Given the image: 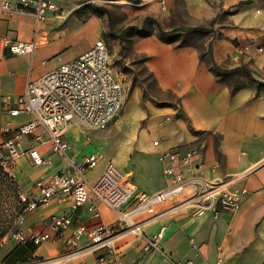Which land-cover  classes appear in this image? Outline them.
<instances>
[{
	"label": "crops",
	"instance_id": "obj_1",
	"mask_svg": "<svg viewBox=\"0 0 264 264\" xmlns=\"http://www.w3.org/2000/svg\"><path fill=\"white\" fill-rule=\"evenodd\" d=\"M47 1L55 3L58 12L47 13L43 28L49 40L33 57L11 54L5 47V40L30 41L36 26L34 15L20 12L13 19L0 18V146L13 138L22 125L32 121L30 116L12 117L9 114L11 109L17 108V100L28 83L71 62L97 41L79 46L71 44L73 36L80 41L87 34L92 35V18L81 20L75 12L82 0ZM169 1L172 5L173 2L184 4L183 18L175 7L169 18L160 16L159 20L156 15L159 26L154 24L155 28L134 40V49L147 57L146 67L158 88L180 98L187 121L164 124V118L174 109L152 108L147 128L136 133L133 122L125 123L123 118L118 122L123 107L120 116L106 129L111 131L109 136L98 142L88 136L93 130L73 127L65 136L71 146L70 153L80 160L87 152L99 147L106 152L115 149L118 153L113 163L118 168L116 159L125 152H121L120 144H130L127 150L129 164L124 171L118 169L130 175L138 192L157 194L169 186L164 170L172 164L165 154L194 149L199 155L191 167H179L187 176L196 174L207 181L240 177L241 181L232 188L244 187L249 191L236 214L221 213L216 221L210 213L195 217L192 210L186 209L166 213L191 192L159 206V216L148 223L144 231L145 237L152 239L164 230L161 240L164 253H145L144 239L118 236L115 243L119 247L120 264H264V91L248 87L245 81L247 85L233 92L234 85L227 81L240 72L248 74L249 70L255 72V80L264 83V0ZM62 29L64 33H61ZM182 33L202 34L203 47L221 73L201 58L199 42L176 46L172 40L180 39ZM75 44L77 50L65 59ZM239 78L245 79L242 75ZM8 97L11 99L6 103ZM134 112L135 106L126 116L132 117ZM81 132L85 136L83 139ZM111 134L114 136L110 137ZM117 136L122 139L115 141ZM216 144L220 155L216 154ZM34 146H37L34 136L26 137L22 142V155L10 169L18 185L31 196L37 194L35 185L41 178L50 180L68 166L65 159L54 154L49 145H44L39 148L40 153L52 164L34 167L27 154ZM137 165L146 171L138 181L135 176ZM105 167L101 163L88 178L95 183ZM155 168L158 174L152 171ZM70 207L71 201L66 200L32 212L21 230L36 234L46 231L51 219L69 213ZM100 211L101 219L95 220L88 207H82L74 216L73 227L92 228L98 223L108 227L117 225L118 218L112 210L100 206ZM70 234V230L63 232L42 246L28 242L37 248L33 254L35 261L41 264H98V257L106 254L105 250L98 253L89 250L87 237L81 239L75 249L68 247L66 241ZM17 246H10L3 258L6 259Z\"/></svg>",
	"mask_w": 264,
	"mask_h": 264
},
{
	"label": "built area",
	"instance_id": "obj_2",
	"mask_svg": "<svg viewBox=\"0 0 264 264\" xmlns=\"http://www.w3.org/2000/svg\"><path fill=\"white\" fill-rule=\"evenodd\" d=\"M20 12L34 15L36 26L33 37L28 42L5 40V47L13 55L33 57L49 40L43 24L48 12H58L57 5L47 0H0V18L13 19ZM124 98L125 88L112 68L109 47L101 39L71 62L28 83L23 95L17 100V108L11 109L9 114L12 117L30 116L32 121L22 125L13 138L0 146V151L8 154L9 160L5 166L10 171L22 155L23 140L29 136H34L37 142V146L27 151L34 167L52 164L51 160L45 159L40 153L39 148L44 145H49L52 152L65 159L68 166L50 180L41 178L35 185V196L18 185L22 205L16 220L18 229L8 234L4 242L17 245L33 242L42 246L70 230L71 234L66 241L68 247L75 249L80 240L87 237L89 250L95 253L103 250L106 252L98 257V264H120L119 247L115 243L118 236L132 235L144 239L145 253H164L161 243L164 230L148 239L144 228L159 216V206L187 192L192 194L178 201L166 213L186 209L192 210L195 217L210 213L216 221L221 213L236 214L239 211L249 194L247 188H232L241 181L240 177L207 181L196 174L187 176L184 170L179 169L191 167L199 155L194 149L165 154V158L172 164L164 170L169 186L157 194L138 192L130 175L114 165L113 158L118 153L115 149L106 152L99 147L87 152L80 160L75 159L70 153L71 146L65 139L66 134L75 126L93 131L108 129L120 116L125 104ZM10 99L5 98V102L9 103ZM101 163L106 165L105 170L93 183L88 174ZM66 200L71 201L70 212L54 216L46 231L36 234L21 230L30 213L50 208L55 203L62 204ZM85 206L95 220L101 219L100 206L109 208L117 215V225L108 227L98 223L92 228L85 225L73 227L75 214ZM0 264L4 263L0 261Z\"/></svg>",
	"mask_w": 264,
	"mask_h": 264
},
{
	"label": "rangeland",
	"instance_id": "obj_3",
	"mask_svg": "<svg viewBox=\"0 0 264 264\" xmlns=\"http://www.w3.org/2000/svg\"><path fill=\"white\" fill-rule=\"evenodd\" d=\"M79 5L80 7L75 12H77L76 14H78L81 20L86 21L88 18H92V35L87 34L86 38L80 41L73 36L71 38V44L76 43L79 46L82 43L91 41L94 43L96 40L101 39L108 45L112 68L125 88L124 111L118 122H120L122 118L125 123L129 121L133 122L134 131L139 133L147 128L150 116L149 112L152 108L174 109V112L164 118V124H172L180 120L187 121V117H185V113L181 106L180 98L171 92H164L158 88L154 77L146 67L147 57L136 52L134 49V40L143 37L147 31L151 30L150 28H155L154 24L159 26L158 21L155 19L156 15H158L157 18L159 20L161 17L169 18L170 12H172L175 7L180 10L182 19L184 4H182V2H173L172 5L169 0H82ZM60 31L64 33L63 29ZM55 33L53 35H55ZM181 36L182 37L175 43L176 46H184L192 43L197 44V42H199L202 46V55L206 58L209 57L206 48L203 47L202 34L195 33V35H183L182 33ZM193 40H195V42H192ZM76 44L64 56L65 59L77 50L78 47H76ZM239 75H242L245 79L239 78ZM254 75H256L255 72ZM227 81H231L230 83L233 84L234 87L247 85L245 82L247 81L248 87H253L258 91H264V86L258 84L259 82L255 81L253 77L251 78L246 72H240ZM131 103L135 104V112L132 117L126 116L127 109ZM81 128L88 131L84 127ZM110 132L108 130L100 132L90 131L88 132V136L93 139L94 142H98L108 137ZM111 136H114V134H111L110 137ZM80 137L82 139L85 137L83 132L80 133ZM121 139L122 136H117L115 141H120ZM71 141L73 142L74 138H72ZM130 146V144L128 145L124 142L120 144L121 152H125L123 156H118L116 165L121 171H124L125 168H127L126 165L129 164L127 150L130 149ZM121 156L124 159L122 158L120 161L119 157ZM128 169H130V167ZM152 171H154L155 174L159 173L156 168L152 169ZM136 172L135 176L137 181L140 176L146 173V171L138 168V165ZM17 229L18 227L16 226V230ZM14 245L17 244L4 242L3 240L0 248V261L4 260V253L7 252L8 248ZM26 264L41 263L34 261Z\"/></svg>",
	"mask_w": 264,
	"mask_h": 264
},
{
	"label": "trees",
	"instance_id": "obj_4",
	"mask_svg": "<svg viewBox=\"0 0 264 264\" xmlns=\"http://www.w3.org/2000/svg\"><path fill=\"white\" fill-rule=\"evenodd\" d=\"M179 38V37H178ZM172 40L176 43L179 39ZM202 59H205L208 65L217 73H221V70L216 66L212 56L208 58L201 55ZM248 75L254 78V73L248 70ZM257 81V80H255ZM258 84L264 86V83ZM242 87V86H241ZM241 87H235L233 92ZM258 91V90H257ZM262 92V91H258ZM216 154H219V150L216 144ZM8 154L6 151H0V248L5 237L11 232L16 230V220L20 213L21 203L19 201L18 182L11 172L5 166L8 161ZM36 246L33 243H26L24 245H18L15 249L10 251L2 262L4 264H26L34 262L33 254L36 251ZM31 259V260H30Z\"/></svg>",
	"mask_w": 264,
	"mask_h": 264
},
{
	"label": "bare ground",
	"instance_id": "obj_5",
	"mask_svg": "<svg viewBox=\"0 0 264 264\" xmlns=\"http://www.w3.org/2000/svg\"><path fill=\"white\" fill-rule=\"evenodd\" d=\"M135 104H130L128 109H127V114L131 111L132 108H134Z\"/></svg>",
	"mask_w": 264,
	"mask_h": 264
}]
</instances>
